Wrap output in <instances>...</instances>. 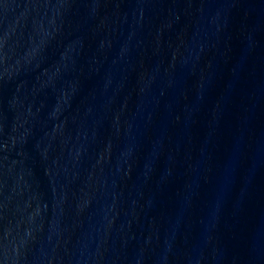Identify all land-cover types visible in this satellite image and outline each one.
<instances>
[{
    "label": "water",
    "instance_id": "obj_1",
    "mask_svg": "<svg viewBox=\"0 0 264 264\" xmlns=\"http://www.w3.org/2000/svg\"><path fill=\"white\" fill-rule=\"evenodd\" d=\"M0 264H264V0H0Z\"/></svg>",
    "mask_w": 264,
    "mask_h": 264
}]
</instances>
